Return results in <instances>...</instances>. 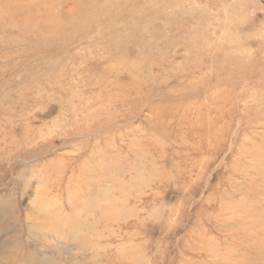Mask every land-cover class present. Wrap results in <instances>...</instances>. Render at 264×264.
<instances>
[{"label": "rangeland", "instance_id": "rangeland-1", "mask_svg": "<svg viewBox=\"0 0 264 264\" xmlns=\"http://www.w3.org/2000/svg\"><path fill=\"white\" fill-rule=\"evenodd\" d=\"M0 264H264V0H0Z\"/></svg>", "mask_w": 264, "mask_h": 264}, {"label": "bare ground", "instance_id": "bare-ground-1", "mask_svg": "<svg viewBox=\"0 0 264 264\" xmlns=\"http://www.w3.org/2000/svg\"><path fill=\"white\" fill-rule=\"evenodd\" d=\"M23 8H24V7H22L21 4H17V3H16V4L11 8L10 13H11V14H14V13L18 14V13H20L21 11H23Z\"/></svg>", "mask_w": 264, "mask_h": 264}]
</instances>
